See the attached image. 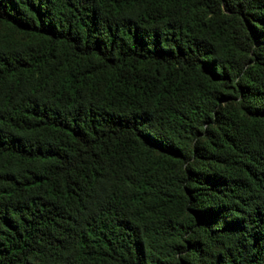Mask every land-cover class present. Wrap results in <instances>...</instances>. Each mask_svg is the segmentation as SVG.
Wrapping results in <instances>:
<instances>
[{
	"label": "trees",
	"instance_id": "trees-1",
	"mask_svg": "<svg viewBox=\"0 0 264 264\" xmlns=\"http://www.w3.org/2000/svg\"><path fill=\"white\" fill-rule=\"evenodd\" d=\"M0 264H264V0H0Z\"/></svg>",
	"mask_w": 264,
	"mask_h": 264
}]
</instances>
